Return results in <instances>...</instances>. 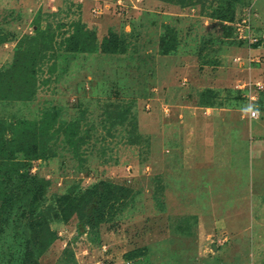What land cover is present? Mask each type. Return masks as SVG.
<instances>
[{"label":"rangeland","instance_id":"obj_1","mask_svg":"<svg viewBox=\"0 0 264 264\" xmlns=\"http://www.w3.org/2000/svg\"><path fill=\"white\" fill-rule=\"evenodd\" d=\"M3 122L50 152L37 204L1 178L0 264H264V0H0Z\"/></svg>","mask_w":264,"mask_h":264},{"label":"trees","instance_id":"obj_2","mask_svg":"<svg viewBox=\"0 0 264 264\" xmlns=\"http://www.w3.org/2000/svg\"><path fill=\"white\" fill-rule=\"evenodd\" d=\"M228 15L230 16L221 17V18L223 19L227 18V19H224V21L228 22L230 21L229 19L233 17V14L232 13L225 14V16H228ZM108 37H110V34ZM111 37L114 39L112 40V42H110V39L105 37L103 39V42L100 44V46L97 45V42H94L95 48L100 47L101 49L100 51L106 54L116 52V40H115V37L113 36ZM82 38L83 39L80 42V46H81L80 48L83 50L82 52H84L91 45H88L85 43L87 40L85 37V33L82 34ZM93 40H95L94 36H93ZM29 50L30 49L28 48L27 52H30ZM14 64L17 67L16 62H14ZM16 71L20 72L19 69H17ZM11 76H12V73L8 72V77H11ZM37 124L38 123L36 122L35 123L17 122V124L13 126L10 125L11 127L8 126L9 130L5 126L4 122L0 125V133H2V135L0 136V146H1L0 148V199L1 197L4 196V200L2 199L3 201H6L7 198L10 197V195H8L7 193L3 191L1 187L2 182L6 181V182L11 183L5 178L1 179L2 177H4L3 175H5V177L6 176L13 177V183H12L13 189L16 186H18V188L26 190L25 194L29 195L30 202L37 204L38 200L40 199V196L44 194V191H42V188H44V186L40 183V181L37 179L36 176L31 175L30 172H28V170L25 169L26 163H23L25 161H29L31 158L38 157L40 155L46 156L50 152L46 149V147L38 146V140H40L41 135H38V133H36V130H38L39 128ZM7 130H8V133L11 132V134H9L11 137L10 140H6L3 136V133ZM6 150H7V153H6ZM16 152L22 155V162L20 163L15 162L14 154ZM21 180L23 182H21ZM27 182H29L31 186H28L29 184ZM98 188H102V190L98 191ZM104 188H106V192H103ZM17 192H18L17 194H20L19 191ZM94 192L97 194H100V197H104L107 194L108 199L103 202L100 201V210L103 213L106 206H108L107 205L108 202L110 203V196L112 198L111 200L115 201L119 197V192H126V191L122 187L100 184L98 185V187L94 188L93 190H87L86 193L93 194ZM84 199H85V196L80 197V201H83ZM66 200L69 201L68 204L58 205V207L63 208L64 210H67L73 214H76V212H79L77 211L79 210L77 209L78 208V206H76L77 204L73 203L72 199L66 197L65 201ZM22 201H25L24 197ZM88 206L89 205H84L80 209L86 210ZM30 210H31V214H34V211L32 210V208ZM35 211H36V208H35ZM96 216H94V218H96ZM40 217H41V213L36 214L35 224H34L35 225L34 233L36 234V237L39 239V241H44L42 236L45 235L46 239H48L51 233L48 230H46V228H44V224H43L44 222L37 226L36 218H40Z\"/></svg>","mask_w":264,"mask_h":264},{"label":"clouds","instance_id":"obj_3","mask_svg":"<svg viewBox=\"0 0 264 264\" xmlns=\"http://www.w3.org/2000/svg\"><path fill=\"white\" fill-rule=\"evenodd\" d=\"M243 111H244L245 113H250V112H251V113H254V114H256V115L259 114V110L256 109V108H254L253 105H249L248 107L244 108Z\"/></svg>","mask_w":264,"mask_h":264},{"label":"built area","instance_id":"obj_4","mask_svg":"<svg viewBox=\"0 0 264 264\" xmlns=\"http://www.w3.org/2000/svg\"><path fill=\"white\" fill-rule=\"evenodd\" d=\"M246 39H247V35H245V37H243L242 40H246ZM249 116H250L251 120H255V121L259 118V114L256 115V114L251 113V112L249 113Z\"/></svg>","mask_w":264,"mask_h":264}]
</instances>
